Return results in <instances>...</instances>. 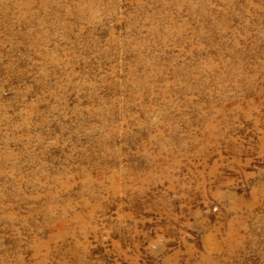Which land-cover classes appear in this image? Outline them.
<instances>
[{
	"label": "rangeland",
	"instance_id": "obj_1",
	"mask_svg": "<svg viewBox=\"0 0 264 264\" xmlns=\"http://www.w3.org/2000/svg\"><path fill=\"white\" fill-rule=\"evenodd\" d=\"M0 264H264V0H0Z\"/></svg>",
	"mask_w": 264,
	"mask_h": 264
}]
</instances>
